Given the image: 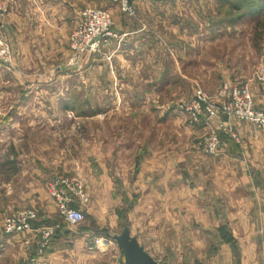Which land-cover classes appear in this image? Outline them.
<instances>
[{
    "label": "rangeland",
    "instance_id": "rangeland-1",
    "mask_svg": "<svg viewBox=\"0 0 264 264\" xmlns=\"http://www.w3.org/2000/svg\"><path fill=\"white\" fill-rule=\"evenodd\" d=\"M133 2L135 17L117 6H102L113 15L115 38L97 54L72 61L69 39L82 17L70 12L62 30H55L56 21L45 24L43 17L33 16L25 19L31 29L26 31L13 27L8 14L15 7L26 9L28 1L0 0L3 9L7 6L0 16V41L9 47L0 57V264H124L113 237L131 224L133 214L123 195L111 202V168L126 164L111 158L117 144L125 139L131 144L140 125L148 129L143 138L158 130L170 150L177 126L173 129L169 118L162 127L157 109L165 115L184 109L197 90L212 96L226 78L246 80L241 72L264 75V0ZM128 29L143 34L142 48H124ZM32 76L36 82L28 83ZM186 112L190 126L203 122L204 117ZM184 123L181 151L190 140ZM211 132L197 138V147ZM82 165L83 179L78 177L95 204L84 203V220L71 225L46 187L61 178L52 179L60 170L81 174ZM28 212L34 214L31 232H5L7 220ZM159 230L165 242L153 243L152 251L160 263L236 264V255H249L235 243H213L192 253V245L175 240L171 227ZM182 251L192 254H176Z\"/></svg>",
    "mask_w": 264,
    "mask_h": 264
},
{
    "label": "crops",
    "instance_id": "crops-1",
    "mask_svg": "<svg viewBox=\"0 0 264 264\" xmlns=\"http://www.w3.org/2000/svg\"><path fill=\"white\" fill-rule=\"evenodd\" d=\"M27 1L26 9L15 7L8 14L13 27L26 31L31 29L30 23L25 19H34L33 16L43 17L45 24L50 19L54 20L57 23L55 30H62V25L70 19V12L74 13V18L79 19L86 8L117 6L112 0ZM125 35L124 48H131L130 51L138 46L142 48L143 34L138 35L137 30L128 29ZM125 64L126 62L123 63L124 66ZM19 69L18 65L17 71ZM241 75L246 80L238 79L239 77L226 78L223 83L246 84L256 106L264 109V75L258 73L255 77H247L242 72ZM34 77H30L28 83L36 82ZM211 98L219 104L217 94H213ZM124 114L128 116V113ZM157 114V121L162 127L165 119L169 122V118L172 128L177 126L173 138L168 141L170 150L163 146L162 134L158 130L149 132L143 138L142 131L148 132V129L137 125L130 136L131 139L135 138L134 141L130 144L125 139L123 144H117L114 153L111 151V158L115 163H119V157L126 163L122 168H111V202L115 203L114 197L119 199L123 195L122 199L128 203L127 211L133 214L131 224L125 228L130 230L131 235L152 256L155 255L152 244L165 242L164 239L160 241L162 236L157 234L158 229L162 232L171 227L177 233L175 240L192 245L189 248L192 253H196V250L203 251L206 245L213 243H235L242 246L244 253L249 254L236 255V259H239L236 264H264V128L224 116L215 119L211 125L204 118L198 127L190 126L192 119L188 113L176 108L171 110L170 115H165L162 109H157ZM182 121L185 122L182 127L186 126L185 132L190 139L183 143V151L179 140ZM220 123L228 128L220 129ZM213 130L219 132L221 139L218 155H209L202 146L200 148L195 144L198 137ZM112 144L114 146L116 143ZM83 167L84 165L81 174L77 172L65 175L64 169L52 179H58L61 175L62 178L82 176L83 179ZM91 194L89 191V202L95 204L93 199L91 201ZM74 205L80 206L78 201ZM138 221L140 223L136 225ZM136 226L144 228L137 231L134 229ZM152 227H155L156 233L152 231ZM191 251L176 254L191 255ZM34 260L39 262L41 259Z\"/></svg>",
    "mask_w": 264,
    "mask_h": 264
},
{
    "label": "built area",
    "instance_id": "built-area-1",
    "mask_svg": "<svg viewBox=\"0 0 264 264\" xmlns=\"http://www.w3.org/2000/svg\"><path fill=\"white\" fill-rule=\"evenodd\" d=\"M122 12L130 17H135L136 9L134 0H112ZM7 11L0 6V16ZM81 23L70 35V48L72 61H78L80 57L89 54H97L111 43L115 38L113 30V15L109 10L99 8H86L81 13ZM9 47H3L0 41V57L8 53ZM219 104L217 105L206 92L197 90L194 93L192 103L181 110H186L193 117L205 118V122L212 124L219 117L230 120L250 123L257 128H264V109L256 106L254 97L249 87L241 82L223 83L217 92ZM204 112V114L201 113ZM193 112V113H192ZM210 124V125H211ZM221 128L227 129L224 123ZM230 129V127H229ZM221 139L216 131H212L202 142V149L209 155L219 152ZM48 194L54 199L58 210L64 219L71 225L79 224L84 220V203L89 201V195L84 189L83 182L79 178H59L47 187ZM71 195H75L72 199ZM78 201L80 206L73 203ZM34 216L28 212L19 214L16 218L6 221L5 232L7 234L29 233L30 221ZM99 240L97 241V243Z\"/></svg>",
    "mask_w": 264,
    "mask_h": 264
},
{
    "label": "water",
    "instance_id": "water-1",
    "mask_svg": "<svg viewBox=\"0 0 264 264\" xmlns=\"http://www.w3.org/2000/svg\"><path fill=\"white\" fill-rule=\"evenodd\" d=\"M124 254V264H164L158 262L139 243L138 239L131 235L128 228L113 237Z\"/></svg>",
    "mask_w": 264,
    "mask_h": 264
}]
</instances>
